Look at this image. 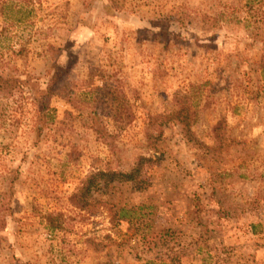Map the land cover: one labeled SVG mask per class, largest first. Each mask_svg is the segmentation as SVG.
Masks as SVG:
<instances>
[{
    "label": "rangeland",
    "instance_id": "374dc122",
    "mask_svg": "<svg viewBox=\"0 0 264 264\" xmlns=\"http://www.w3.org/2000/svg\"><path fill=\"white\" fill-rule=\"evenodd\" d=\"M0 75V264H264V0H0Z\"/></svg>",
    "mask_w": 264,
    "mask_h": 264
},
{
    "label": "trees",
    "instance_id": "16d2710c",
    "mask_svg": "<svg viewBox=\"0 0 264 264\" xmlns=\"http://www.w3.org/2000/svg\"><path fill=\"white\" fill-rule=\"evenodd\" d=\"M69 75L68 68L58 67L55 65V72L52 75L51 79L46 85V88L43 89L42 92V103L40 105V112H39V120L42 125L38 128V130L42 131V127L46 124L49 115H48V108L50 105V97L56 93L55 85L60 82L61 78H65ZM20 83L19 80L5 78L0 75V94L10 95L14 92V88H16L17 84ZM138 171H112L109 173H102V175L109 176V180H121V181H130L135 180L137 177ZM14 194V187L13 185L10 187L9 192H7L3 199H0V210H9L10 211V203L11 199L13 198ZM11 213V212H10ZM46 220L51 227V229H58L60 228L55 221V217L52 213L46 215Z\"/></svg>",
    "mask_w": 264,
    "mask_h": 264
}]
</instances>
